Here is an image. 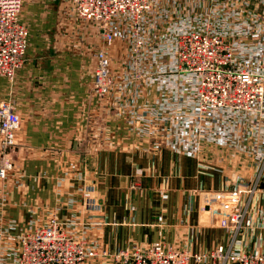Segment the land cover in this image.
I'll return each instance as SVG.
<instances>
[{"label": "crops", "instance_id": "crops-1", "mask_svg": "<svg viewBox=\"0 0 264 264\" xmlns=\"http://www.w3.org/2000/svg\"><path fill=\"white\" fill-rule=\"evenodd\" d=\"M65 3L24 1L20 19L29 29L26 60L14 82L0 76V101L15 104L21 117L16 169L0 187V264H17L18 238L51 216L98 250L162 243L208 255L191 264H235L211 256L219 247L232 253L264 252V122L251 118L244 138L235 130L236 137L230 134L221 142L198 138L196 124H189L182 147H174L168 139L177 117L188 111L187 104L195 107L184 88L161 97L166 108H176L175 120L172 127L163 124L165 142L155 148L128 114L118 109L105 116L106 105L100 106L90 90L93 53L104 46L102 32L74 22ZM126 50L117 39L110 51L117 67ZM124 76L120 73L119 80ZM117 96L122 102L134 99L129 111L145 99ZM148 100H159L154 90ZM240 183L256 190L242 196L246 222L234 237L219 226L205 198L236 191ZM87 186L94 188L97 210L87 208ZM84 264L114 263L97 257Z\"/></svg>", "mask_w": 264, "mask_h": 264}, {"label": "built area", "instance_id": "built-area-1", "mask_svg": "<svg viewBox=\"0 0 264 264\" xmlns=\"http://www.w3.org/2000/svg\"><path fill=\"white\" fill-rule=\"evenodd\" d=\"M24 1L0 0V76L10 82L25 62L29 43V29L20 19ZM191 1L203 5L190 8L186 2ZM65 2L79 21L102 32L104 46L95 55L90 90L100 106L106 105L110 115L105 116H113L118 109L128 114L131 122L140 125L142 136L154 140L155 148L165 142L163 124L171 126L175 120L176 108H166L161 97L183 92L184 88L195 107L187 104L188 111L177 117L176 129L171 126L174 137L168 140L174 147H182L179 143L189 124H196L198 138L221 142L225 137H236L235 130L240 132L239 138H244L245 125L251 118L264 122V0ZM117 39L127 46L126 69L120 70L109 58ZM120 73L125 74L123 80H119ZM151 90L159 99L156 102L148 100ZM119 93L145 99L136 101L129 111L134 99L122 102L121 96L115 97ZM20 128L15 104L0 101L1 188L16 169L14 152ZM260 157L256 152V159ZM238 187L232 192L209 193L205 198L208 211L218 216L220 227L234 237L246 222L242 196L248 189L256 190L245 183ZM93 193L91 186L83 192L87 208L97 210ZM17 242V264H83L99 255L83 238L68 233L56 216L23 234ZM101 256L114 264H191L208 257L162 243L145 250L132 247L102 251ZM211 256L235 264H264V252L232 253L219 247Z\"/></svg>", "mask_w": 264, "mask_h": 264}, {"label": "rangeland", "instance_id": "rangeland-1", "mask_svg": "<svg viewBox=\"0 0 264 264\" xmlns=\"http://www.w3.org/2000/svg\"><path fill=\"white\" fill-rule=\"evenodd\" d=\"M189 6L191 5V7L190 8H193V7H195V6H201V5H203V4H201V3H194V1H191V2H186ZM66 4V6H68V4L67 3H65ZM71 11V10H70ZM69 14H70V18H72L73 20H74V22H75V20H78L77 19V17L75 16V14H73V12L71 11V12H69ZM21 18V17H20ZM76 23H81V25L83 26V25H85V26H88L87 24H85V23H83V22H81V21H79L78 20V22H76ZM75 39L76 40H78V39H81V36L78 34V35H76V37H75ZM97 49L98 48H96V50H94V53H93V56H94V58H95V55H96V53H97ZM27 50H28V48L26 49V53H25V60H26V56H27ZM109 56V55H108ZM109 58H110V60H112V62H115L116 61V59H114V58H112V57H110L109 56ZM122 61V63L120 64V66L119 67H122V69H126V67H125V64H126V61L124 60V59H122L121 60ZM22 67H23V64H22ZM21 67V68H22ZM20 68V69H21ZM19 69V70H20ZM18 70V71H19ZM17 71V72H18ZM16 75H17V73H16ZM16 75H15V78H14V80L12 81V82H14L15 81V79H16ZM2 77V76H1ZM10 82V81H9ZM84 192V191H83ZM83 197H84V194H83ZM218 217V216H217ZM60 221V220H59ZM63 223V222H62ZM219 226H220V223H219ZM78 237V236H77ZM81 238V237H80ZM84 239V238H83ZM85 241H86V239H84ZM87 242V241H86ZM155 244V243H154ZM87 246L90 248V249H94V250H96L97 252H98V256L97 257H100V258H102L104 261H108V260H105L102 256H101V252L102 251H108V250H98L96 247H91V246H89V243L87 242ZM134 246V245H133ZM136 247V246H135ZM125 248H132V246H127V247H125ZM138 248H140V247H138ZM141 249V248H140ZM142 250H145V248H143ZM97 257H94V258H97ZM94 258H92V259H94ZM89 260H91V259H88L87 261H89ZM87 261H85L84 263H86ZM83 263V264H84Z\"/></svg>", "mask_w": 264, "mask_h": 264}]
</instances>
